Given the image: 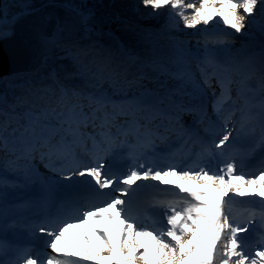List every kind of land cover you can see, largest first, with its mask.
Returning <instances> with one entry per match:
<instances>
[{
    "label": "snow or ice",
    "instance_id": "obj_1",
    "mask_svg": "<svg viewBox=\"0 0 264 264\" xmlns=\"http://www.w3.org/2000/svg\"><path fill=\"white\" fill-rule=\"evenodd\" d=\"M143 4L153 10L166 6L177 10L176 15L181 17L187 28L201 23L208 25L214 17H221L236 33H241L246 27V18L254 15L258 4L264 10V0H199L198 8L191 0L187 3L185 0H143ZM185 7L193 9V13L186 15ZM197 68L204 86L211 88L214 82L219 88V94L215 96L212 104L213 112L223 114L231 108L229 114L235 115L239 111L243 127L255 119L252 109L258 106L259 119L264 129V63L261 64L257 78V69L249 61L222 64L206 51ZM106 71V67H98L94 75L103 79ZM115 75L113 72L109 76L114 89L118 84ZM171 75L174 79L194 81V74L186 69H180ZM196 88L199 90L200 85L197 84ZM257 96L260 97L258 104ZM84 99L88 101L87 104L81 102V93L61 87L54 106L43 108L39 112L28 111L23 116L5 115L0 120V150L10 151L13 155L19 154L17 159H30L36 152L49 158H67L73 153L74 147L94 153L103 144H115L117 136L112 133L113 128L124 138L121 140L122 144L129 137L137 141L144 137L142 143L151 144L149 137L153 133L150 125L153 121L165 118L169 122L179 123L182 113L196 111L175 105L172 108L175 114H172L157 105L146 103L143 94L119 102L104 92L99 95L90 94ZM159 103L163 104V100ZM237 104L240 105L239 108L235 107ZM21 120L25 123L21 124ZM89 128L92 129L91 133L88 132ZM97 129L101 131L97 133ZM230 135L231 133H225L218 142H213L212 147L223 154ZM88 141L92 142L91 148L87 147ZM261 144H264V134L261 136ZM44 149L47 151L43 152ZM209 155L214 153L209 150ZM97 163L98 166L79 171V175L91 177L101 189L114 183H122L127 186L119 190L120 195L124 196L130 194L131 186L137 181L151 179L172 184L174 181L170 178L174 177L176 182H183L177 183L176 187L180 192L187 193L186 197H181L186 204L183 207L167 204L170 212L166 217L167 226L156 230L143 229L135 220L125 215L122 205L126 201L119 197L103 207L85 208L76 222L58 221L51 229H41L47 236L52 237L47 244L52 253L57 254L48 255L46 264H78V261L61 258V254L64 258L78 256L92 264H135L137 260L142 264H264V246L255 252V257L246 253L238 233L247 229L231 223L224 210L225 204L232 199L228 197L229 192L238 197H259L264 202V172L249 179L236 174L235 164L228 162L218 172L201 167L193 175L191 169L180 173L171 167L167 170L147 167L143 173L132 169L126 177L110 178L102 171L104 165ZM193 182L201 185L200 190L192 187ZM91 220L117 222L115 237L100 228L87 229L86 226ZM69 229H77L79 232V252L68 251L70 242L65 233ZM88 232L94 233L100 241L98 251L93 250ZM221 244L223 248L220 247ZM149 246L153 249L151 252ZM104 252L108 254L106 257L100 255ZM26 264H45V261L38 256H29Z\"/></svg>",
    "mask_w": 264,
    "mask_h": 264
},
{
    "label": "trees",
    "instance_id": "obj_2",
    "mask_svg": "<svg viewBox=\"0 0 264 264\" xmlns=\"http://www.w3.org/2000/svg\"><path fill=\"white\" fill-rule=\"evenodd\" d=\"M54 3L76 10L82 16L87 34L79 42L57 46L54 54L33 74L0 79V120L5 115L23 116L28 111L39 112L54 106L61 87L81 93L84 104L88 103L84 97L90 94L104 92L119 102L123 97L125 100L139 93L158 104L163 100L160 105L170 111L175 105L189 108L199 93H209L193 64L194 60L201 63L203 55L198 60L194 55L199 50L187 51L192 43L197 48L203 42L208 48L200 51L201 54L206 55L207 51L222 64L249 61L257 69V78L264 63V43L250 24L236 33L221 21L231 30L230 35L222 32L194 40L186 37L187 28L182 32L183 20L176 15L177 10L168 6L153 10L144 6L143 0H0V24L11 23L20 15ZM257 14L264 23V10ZM98 67L107 69L103 79L94 75ZM180 69L194 74L199 90L188 81L173 78L171 73ZM113 72L118 81L116 89L109 79ZM48 159L47 155L36 152L35 166L48 167Z\"/></svg>",
    "mask_w": 264,
    "mask_h": 264
},
{
    "label": "rangeland",
    "instance_id": "obj_3",
    "mask_svg": "<svg viewBox=\"0 0 264 264\" xmlns=\"http://www.w3.org/2000/svg\"><path fill=\"white\" fill-rule=\"evenodd\" d=\"M187 2H189V0H186ZM186 2V3H187ZM191 2H194L195 3V6L198 8L199 7V0H191ZM218 6V5H217ZM167 7V6H166ZM262 10V6L261 5H259L258 4V6H257V9L255 10V13H254V15L253 16H251V17H247L246 18V20H245V24H246V27L247 26H249V24L253 27V29L254 30H256L257 32H259L260 33V39H261V41L264 43V23L261 21V19L260 18H258V14L257 13H260V11ZM241 11V13H242V10H240ZM184 12H185V14L186 15H191L192 13H193V9H188V8H186L185 7V9H184ZM221 21H223V19L221 18V17H214L210 22H209V24L208 25H204L203 23H201V24H198V25H196L195 27H193V28H187V27H185V25H184V22H183V28H182V32H184V30L186 29L187 31H186V33H185V35H186V37H192V39H194V40H197V39H203V37H205V36H208V35H210V34H215V33H217V34H221L222 32H223V34L224 33H227V34H231V30H228L227 28V26H224V25H222V23H221ZM219 22V23H218ZM7 24H9V23H7ZM245 27V28H246ZM244 28V29H245ZM243 29V30H244ZM1 34H0V40L1 39H3V38H6L8 35H9V33L8 32H0ZM193 43L192 44H190V46H188L189 48L187 49V51H189V52H192V50H194V49H197V50H199V54L198 55H194V58H196V59H198V60H200V55H203L201 58L203 59L204 57H205V55H204V53L203 54H201V52L200 51H202V50H207V48H208V46H205L204 44H203V42H201V43H199V46H197V48H194L193 46ZM193 64H194V67H197V65L199 64V61L197 62V60L195 61H193ZM31 74H33V73H31ZM28 75H30V74H28ZM190 84H192V87H195L196 88V82H195V80L193 81V82H189ZM148 83H146V85H147ZM149 85V84H148ZM151 87V86H150ZM148 88V87H147ZM196 90H197V88H196ZM207 92V91H206ZM200 93L201 94V98H203V103L205 104H207V105H209L210 106V103H211V99H212V95H210L209 93ZM217 92H219V91H217ZM197 93H199V91H197ZM233 95H235V93H233ZM134 96H140V94L139 93H136V94H133L132 96H129V97H127V99H132ZM124 98L125 97H123L122 99L124 100ZM259 99H260V97L259 96H257L256 97V102H257V104H258V101H259ZM118 100V99H117ZM145 101H146V103H149V104H156L158 107H160V108H162V109H164L166 112H169V110H168V108H166V107H164V106H162V105H158V103L156 102V101H154V100H151V99H148V100H146V98H145ZM203 104V105H204ZM202 105V106H203ZM193 106V105H192ZM237 107L236 108H239L240 107V105L239 104H237L236 105ZM193 109H195L194 108V106H193ZM231 111V110H230ZM172 112V111H171ZM196 112H199V109L198 110H196L195 111V113ZM210 111L208 110V113H209ZM236 112H238L239 114H241L239 111H236ZM259 112H260V109H259V107L257 106V107H255V108H253L252 109V113H253V115L255 116V115H257V117L259 118ZM219 116H220V114H219ZM221 117V116H220ZM229 121L231 122V123H233V126H235V128L238 126V125H240L239 123H238V120L239 119H237V118H239V116H236V115H230L229 114ZM219 117H218V115L216 114L215 115V120L216 121H218L219 122ZM181 120L182 119H180L179 120V123H176L175 121H173V122H169V120H167L166 121V124H168V122H169V127H171V129H174V130H177L176 131V133L174 134V136L175 135H182L181 134V128L179 127V125L181 124ZM212 119H209L207 122H212L211 121ZM206 121V120H205ZM174 125V126H173ZM217 125L218 124H216L215 125V123H212V127H211V130H212V132H214L213 134H215L216 132H217V134H215L218 138L220 137V135H219V133H218V131H217ZM210 126H211V124H210ZM209 126V127H210ZM189 127L190 126H186V132H187V129H189ZM208 127V128H209ZM218 127H219V125H218ZM199 128H201V127H198V129ZM207 128V129H208ZM170 129V130H171ZM203 129V128H202ZM97 131V133H99V131H101L100 129H97L96 130ZM90 133L92 132V129L89 131ZM185 133V132H184ZM194 133H196L195 131L194 132H190V133H188L187 135H186V138L187 139H189V140H191V138L192 139H194ZM211 135L212 136V138H213V136L214 135ZM189 137H191V138H189ZM241 139H245V137H240ZM97 139L99 140L100 139V137H99V135H97ZM186 139V140H187ZM209 139V134L207 133L206 135H204L203 137H202V139L200 140V141H198L197 142V144H196V146L197 147H205L206 148V140H208ZM211 139V138H210ZM169 141H174V142H177L178 140L177 139H175V138H173V137H171V138H169L168 139ZM167 140V141H168ZM90 143H92L91 141H88V144H87V147L88 148H90V145H92V144H90ZM263 145V144H262ZM104 146H106V144H103V145H101V148H103ZM125 146V144H122V147H124ZM210 146V145H209ZM189 148V147H188ZM153 149V148H152ZM152 149H148V150H152ZM190 149L191 148H189V149H186L185 150V152H183L182 150H181V153H177L176 155H175V157H179L180 155H183V154H185L186 152H189L190 151ZM116 150H117V148H116ZM115 150V151H116ZM146 150V149H145ZM189 150V151H188ZM213 150H214V148L212 147V149H211V152H213ZM191 151H193V150H191ZM88 153H90V152H86V151H84V149L83 148H81V147H74V151H73V153L70 155V156H68L67 158H68V160H69V164H68V166L70 167V171H68V172H66V175H62L63 174V172L64 171H67L66 169V167L65 168H62V169H57V170H53L52 171V168H50V166L47 168H45V167H43V166H41L40 164L38 165V166H35V160H34V156H35V154L36 153H34L33 154V157L32 158H30L29 160L28 159H23V158H21V159H17V155H19V154H17V155H13V153L11 152V156H9L8 158H6L7 160H10V159H12V158H14L15 160H16V162H17V168L20 170L19 171V173H21L22 175H23V178L22 177H20V178H16V177H13V179H14V181H13V183L15 184V188H17V189H15L14 191H13V196H12V198H11V200H10V203H9V206L11 207V206H13L14 207V209H15V203L17 202V196L19 195L18 193H17V191H19V192H21V198L22 199H24V190L22 189V188H24V186H27V185H30V186H38L39 188H44L45 190H46V192H51L54 188H56V187H59V186H62V185H64L65 183H68L69 181H71L72 179V175H76V176H79V177H82V176H80L79 175V171H81V170H84L85 168H88V167H92L90 164H86V161H89V162H92V160H97L98 159V157H96L95 155H92L91 154V158H89V157H87L86 156V154H88ZM0 187H2V186H4V183H5V179L7 178V179H9L13 174L12 173H9L10 171V166H12V165H9V164H7V161H5L4 162V159H5V156H3V153L1 152V150H0ZM101 154H103V152L101 153ZM141 155H142V152H141ZM100 157V156H99ZM209 157H210V155H209ZM55 160V162H54V164H56V163H58V162H61V161H63V159L64 158H57L56 156H53V157H51V160ZM71 160H73V162L72 163H70V161ZM23 161H27V162H29L30 163V167H29V169H28V172H26V174H23V172L25 171V166H21V168H20V165H21V163L23 162ZM67 166V167H68ZM174 169H176L177 170V168L175 167ZM191 171H192V174L194 175L196 172H198L199 171V168L197 167V166H195V167H192L191 168ZM264 172V171H263ZM260 175V174H259ZM258 175V176H259ZM257 177V176H256ZM249 179H251V178H253V177H248ZM173 179V181H175V178L173 177L172 178ZM38 181H39V183H38ZM16 182H17V185H16ZM177 183H183L182 181H180V182H177ZM114 184H116V183H114ZM113 184V185H114ZM6 185V184H5ZM123 186V184L122 183H118V186ZM95 186H96V188L101 192V196L103 195L104 197H109V191H111V188L109 189V190H105L104 188L103 189H101L98 185H96L95 184ZM192 187L196 190H198V189H200V187H201V185L199 184V183H196L195 182V184H193L192 185ZM38 189V188H37ZM116 190H114L113 191V189H112V191H113V193H114V195H113V197H115V198H117V197H119V198H122V196L120 195V189H122V187H120V188H115ZM40 190V189H39ZM108 191V192H107ZM233 192H229L228 193V197H230L231 196V194H232ZM228 197H225V199L227 198L228 199ZM247 198H249L248 200H244L245 202H246V210L247 211H249V212H251V217L248 219V220H246L245 222H242V223H237V224H234L233 222H231V223H233L234 225H236V226H239V227H245V225H249V227H255L254 226V223H255V220H254V217H255V215L258 217V215H261L260 216V218L263 220V222H264V202H261V200H260V198L259 197H247ZM6 200V199H5ZM4 199H2V196H1V193H0V219H1V217L3 216V218H4V220L2 219L1 220V222L3 223V224H5V222L6 221H9L10 219V216H11V213L12 212H9V214H7L6 215V212H3L4 211V207H3V204H5L4 203V201H5ZM47 201L49 200V198H47L46 199ZM188 200H191V199H188ZM13 201V202H12ZM12 202V203H11ZM105 202H107L106 200H105ZM109 202H111V201H109ZM108 202V203H109ZM203 202V201H202ZM186 203H182V205H185ZM234 206V205H233ZM228 207H230L229 205H226L225 204V206H224V210H225V212L228 214V210H229V208ZM26 209V208H25ZM233 218H231L230 220H232ZM114 228H118V223L117 222H114V226H113ZM252 227V231H253V228ZM248 229V228H247ZM258 230V231H257ZM256 231L257 232H259V233H263L264 234V231L261 229V228H258ZM107 232H110V233H112V231H107ZM244 232V231H243ZM113 235V234H112ZM254 235H255V232H254ZM65 236L67 237V239L69 240V249L68 250H70V251H73V252H79L80 251V248H81V240H80V238H79V232H78V230L77 229H69L66 233H65ZM113 237H115L114 235H113ZM88 239L90 240V242H91V244H92V247H93V250L94 251H98L99 250V248H100V241L97 239V236L96 235H88ZM165 239H167V238H165ZM254 248H255V250L252 252V254H251V256L252 257H255V252L257 251V250H261V247L259 246V245H257L256 244V242H254V244L252 245ZM220 247L221 248H223V245L221 244L220 245ZM153 249H152V247L151 246H149V251L151 252ZM244 250H245V248H244ZM47 251H48V255H52V256H56L57 254L56 253H52V251H51V248L50 247H48L47 248ZM141 252L143 251V249H141L140 250ZM245 252H246V250H245ZM50 253V254H49ZM48 255H45L44 256V261H45V264H46V258H47V256ZM100 255L101 256H107L108 254L106 253V252H104V253H100ZM61 258H62V254H61ZM77 258L78 259H80V257H78L77 256ZM235 259V258H234ZM81 260V259H80ZM86 262H88V263H90V264H92V262L91 261H86ZM135 264H142V262L140 261V260H137V261H135Z\"/></svg>",
    "mask_w": 264,
    "mask_h": 264
},
{
    "label": "bare ground",
    "instance_id": "obj_4",
    "mask_svg": "<svg viewBox=\"0 0 264 264\" xmlns=\"http://www.w3.org/2000/svg\"><path fill=\"white\" fill-rule=\"evenodd\" d=\"M206 38L207 37H203V39H206ZM207 89H208L209 94L212 95L210 106L205 103L203 106H195L194 107L196 110L199 109V112L195 113V111H194V112H188L187 114H183L182 113L180 115V119H182V120H181V124L179 125V127L181 128V134L182 135H175L174 136V134L176 133L177 130L171 129V127H169V122H168V124H166L167 119H165V118L157 119V120L153 121L152 125H150V128L152 130L153 135H151L149 138L151 139L152 143L151 144L142 143V141L145 140L144 137H141L140 141H137L135 138L129 137L127 139V141L123 143V144H125L126 148L129 149V153L124 157L123 160H126V159L132 160L134 164H132L131 166H136V164L141 161V162H143L142 165H146L147 164L149 167H152L151 158L143 159L142 155H141V152L147 151L145 149H152V148L154 150L152 158H154L156 160H159V161L173 159L175 157V155L177 154V152L166 149V142L171 137H173V138L178 140V142L181 144V148L180 149L183 152H185L186 149L191 148L197 154V157H198L199 161L206 160L208 158V154H207L206 148L197 147L196 144H197L198 140L192 139L191 137H189V138H191V140H189V139L186 138V135L188 133H190V132H193V131H198L200 133H204V135H205V131L210 126V124L212 125V123H215V125L216 124L219 125V127L217 125V131H218L220 137L218 138L216 135H214L213 138L211 137L210 149H212L214 141L218 142V140L220 138H222V136L225 133H231L230 139H229V141L227 143V147L224 149L223 154H220V150L219 149H214L213 150V153H216L220 158H226L227 154L230 153V152H235L237 154L241 153L239 151V149L234 147V143L236 141H239L240 137H245L248 140L254 142V144H255L254 151L264 149V146H262V144H261V136H262V134H264V129H262L261 121L257 117V115H255V119L251 123L246 124V125H244L242 127V123L243 122L241 120V114L236 112L235 115L239 116V118H237V119H239L238 123L240 125H238L235 128V126H233V123H231L229 121V118H228L231 108L229 109V111H226L223 114H220L221 117L219 116V114L213 112L212 104L214 102L215 96L219 94V92H217V91H219V88L216 85H212L211 88H207ZM154 105H156V104H154ZM235 107H237V106H235ZM208 110L210 111L209 113H208ZM216 114L219 117V119H218L219 122L215 120V115ZM122 119L123 118H121V120ZM209 119H212L211 123L207 122ZM187 125H191V128L187 129V132H186V126ZM198 127H201V128L198 129ZM111 131H112V133L114 135L117 136L116 142L113 145H106L107 148H108V151H106V152L104 151L103 154H108V153L113 154L115 152L116 148H119V147L122 146L121 140H123L124 138L120 137L119 134L116 133V129L115 128H113ZM162 137H166V139H162ZM201 139H202V137L200 138V140ZM156 149H159V151H156ZM1 152L3 153V156H5L4 162L7 161V164L12 165L9 168L10 169L9 173L13 174L9 179L6 178L4 180L5 181L4 186L0 187V193H1L2 199H4V200L6 199L4 201L5 204H3V207H4V211L3 212H6V215H7V214H9V212L14 213V211H15L13 206H11V207L9 206L10 200H11L12 196L14 195L13 191L15 189H17V188L14 187L15 184L13 183V181H14L13 177H16V178L22 177L23 178V175L21 173H19L20 170L17 168L18 167L17 166V162H16V160L14 158H12L10 160L6 159V158H8L9 156L12 155L11 152H4V151H1ZM86 156L91 158V153L86 154ZM29 162L23 161L21 163L20 168H21V166H25V168H24L25 171L23 172V174H26V172H28V169L30 167L29 166L30 165ZM72 162H73V160L70 161V163H72ZM196 164H198V163H196ZM185 169L189 170L191 168L185 167ZM170 179H172V178H170ZM38 183H39V181H38ZM69 184L71 186L75 187V185L71 181L69 182ZM77 184H81V183H77ZM89 184L91 185V184H95V183H94V181H91ZM176 184H177L176 181H174V183H172V184L160 183V185L165 188L166 193H167L168 196L174 195V196H178V197H186L187 193L180 192L179 188L176 187ZM193 184H195V182H193L192 185ZM16 185H17V182H16ZM120 187H122V186H120V185L118 186V183H116V184L111 185L110 187L104 188V189L105 190H109L111 188V190L113 189V191H114V190H116L115 188L118 189ZM198 190H200V189H198ZM17 193L19 195L16 197L17 198V202L16 203L19 202V203L23 204V206L25 205L27 207V211L32 209L33 208L32 200H26L25 198L22 199L20 197L21 196V192L17 191ZM230 197H232V199L229 201V203L226 204V205H229V206L231 204H234V202L237 201V200H240V201L241 200L242 201L245 200L246 201V200L249 199L247 197L235 196L234 193H232ZM114 198L115 197H111L110 195H109V197H104L103 196L102 197V202L104 200L109 202V201H111ZM188 199H191V197H188ZM97 202H99V201H97ZM196 202H202V201H196ZM19 203L17 204L18 208H19ZM38 204H39V201H37V206H38ZM37 206H35V207H37ZM228 208H229V212H228V216H229L230 212H232V209H231V207H228ZM25 213H24V216H25ZM125 213L131 218L137 212L135 211V209H133V211L132 210H128V211L126 210ZM138 213L143 214L142 212H138ZM19 214H21V212ZM260 216L261 215H258V217H257L255 215V217H254V220H255L254 226H255V229L261 228L264 231V222L260 218ZM250 217H251V212H249L247 210L244 211V212L238 210V211L234 212V216L232 217L233 219L230 220V222H233L234 224L242 223V222H245L246 220H248ZM10 228H13L12 224L10 226L5 227V228L0 227V234L8 231ZM255 242L260 247L264 246V240H262L258 235L255 236ZM47 248H48V245H47ZM34 254H35V256H38V257L42 256L41 254L36 253V252H34ZM45 255H48V251H46L44 253L43 257Z\"/></svg>",
    "mask_w": 264,
    "mask_h": 264
},
{
    "label": "water",
    "instance_id": "obj_5",
    "mask_svg": "<svg viewBox=\"0 0 264 264\" xmlns=\"http://www.w3.org/2000/svg\"><path fill=\"white\" fill-rule=\"evenodd\" d=\"M0 32L9 33L0 40V79L36 72L57 46L79 42L87 34L82 16L58 3L0 24Z\"/></svg>",
    "mask_w": 264,
    "mask_h": 264
}]
</instances>
